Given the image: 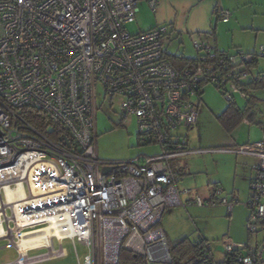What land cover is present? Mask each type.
Masks as SVG:
<instances>
[{
  "label": "built area",
  "instance_id": "1",
  "mask_svg": "<svg viewBox=\"0 0 264 264\" xmlns=\"http://www.w3.org/2000/svg\"><path fill=\"white\" fill-rule=\"evenodd\" d=\"M162 1L0 0V240L17 253L5 264L65 256L64 240L88 249L82 264H119L122 251L145 264H172L160 223L168 207L182 205V193L190 194L179 191L172 161L192 152L183 132L198 121L193 100L202 85L222 83L227 105L245 101L247 83L262 81L264 71L249 67L254 57L243 50L220 56L206 35L191 36L195 66L176 69L167 49L176 34L168 25L127 30L140 2L155 10ZM216 14L225 23L231 18L221 8ZM99 98L110 111L116 106L121 121L136 119L140 145L158 152L101 160ZM234 151L257 159L247 231L263 239H223V262L209 242L198 244L207 264H264V134ZM193 203L205 204L200 196ZM211 203L232 213L220 189ZM35 249L48 251L30 256Z\"/></svg>",
  "mask_w": 264,
  "mask_h": 264
},
{
  "label": "rangeland",
  "instance_id": "2",
  "mask_svg": "<svg viewBox=\"0 0 264 264\" xmlns=\"http://www.w3.org/2000/svg\"><path fill=\"white\" fill-rule=\"evenodd\" d=\"M220 6L224 10L232 13V18L228 24L219 23L217 27L218 45L225 51L233 52L236 49L245 51V46H250L257 50L262 47L264 49V0H220ZM154 19V10H152L145 2H140L138 5V13L134 23L127 26V30L131 34H138L147 31ZM177 37V38H176ZM173 44L168 47V52L172 56H185L192 58L195 56L191 37L188 34H180L172 37ZM258 98H264V91L258 93ZM199 103V99L193 100ZM203 103L199 105V116L197 129L193 133H189V139L195 140L196 148L201 151H215L221 148L219 145L221 140L225 138L223 130L214 120L220 116L228 107L221 92L213 85L205 86L202 97ZM99 107L97 112V153L101 160L109 162H122L140 155H149L153 150L147 146H141L138 139V124L136 119L126 118L121 121L119 111L114 106L109 109L106 102L102 103L99 98ZM237 104L244 108L245 101L237 98ZM263 101L260 99L256 102L254 112L258 121L264 120V114H260V109L263 108ZM51 130V127L49 128ZM263 131L256 124L242 123L235 135L239 133L243 140L259 141ZM206 157L205 155H203ZM197 157L195 165H187V169H193L190 176H183V181L190 180L186 188L191 191V195L186 196L188 200L193 199L196 194L203 197L208 195V188H202L204 183L207 184L206 163L202 158ZM227 158L222 156L216 161L221 165ZM175 162L179 165L181 160ZM211 162V160H210ZM227 166H230L228 160ZM175 163L173 161V167ZM217 166H215L216 169ZM227 172V171H226ZM206 177V178H205ZM211 187V186H210ZM224 190V189H223ZM229 189H225L227 193ZM247 195L241 196L239 200L241 204L234 205L233 212L228 214L226 208H197L189 206L184 208H168L169 213H174V216L179 218L181 225L179 228L184 237H188L191 241L202 237L211 246V250L217 262H222L224 259V250L221 248V241L225 238H231L236 243L248 242L247 222L249 212L244 207ZM173 211V212H172ZM254 236V235H251ZM250 236V237H251ZM259 236L252 237V242L255 243ZM55 248L59 245L55 244ZM63 248L66 255L60 258L47 260L40 264H82L84 257L88 254V249L81 243L73 244L70 240L63 241ZM47 249H35L29 253L30 256H39L46 253ZM78 258H77V255ZM17 257L15 248L9 246L8 241L0 240V264L12 262Z\"/></svg>",
  "mask_w": 264,
  "mask_h": 264
},
{
  "label": "crops",
  "instance_id": "3",
  "mask_svg": "<svg viewBox=\"0 0 264 264\" xmlns=\"http://www.w3.org/2000/svg\"><path fill=\"white\" fill-rule=\"evenodd\" d=\"M216 8H221L220 6V0H203V1H197V0H164L160 3V5L154 10V19L152 23L150 24V27L148 30L153 29L155 27L161 26V25H168L171 29L174 30V33L176 35L180 34H188L190 37L192 35H206L209 40L220 50V51H225V49H222L218 45V39H217V27L219 23L222 24H228L232 18V13H231V18L229 22L225 23L221 20V18L216 14ZM262 48V47H261ZM264 50V49H263ZM260 51V49H259ZM258 51V53H259ZM245 53L247 54H257V50L252 49L250 46H245ZM196 56V52H195ZM194 57H190L188 59H194ZM185 57V56H184ZM186 58V57H185ZM256 71H264V57H259V62L258 66L255 68ZM205 90V89H204ZM204 93V92H203ZM203 95L198 97L199 103H197V108H198V116H199V105L203 103L202 101ZM226 110V109H225ZM217 122V119H214ZM198 122V121H197ZM244 123H249L245 121ZM218 124V122H217ZM219 125V124H218ZM219 127L222 129V127L219 125ZM197 129V124L195 127L189 131H184L188 137L189 140V148L192 151L190 154L185 155L183 157H180L178 159L181 160V163L178 165L177 162H175L178 159H174L175 166L173 167V161H172V167L174 171L178 174V189L180 192H183L184 190L189 191L190 194H181L180 199L182 202V205L180 206H173V207H168V208H184L186 209L189 206H195L197 208H202V207H209V208H226L224 205H213L211 203L212 199L214 198V195L217 191V189L221 190V196L225 197L230 203H233L234 205L241 204V201L239 198L241 196L247 195L246 202L244 204V207L248 210L247 207V201L249 198V187L250 183L252 180V177L254 175L253 173V167L257 163V159L255 157L251 156H246V155H241L238 154L234 151L236 147L252 143L254 142L253 140L247 139L243 140L239 133L235 135V132L233 134L229 135L227 134L223 129L224 136L219 143V145H222L221 148L216 149L215 151H201L200 149H197V143L195 140H190L189 139V133L195 132ZM262 130V128H261ZM263 131V130H262ZM263 133V132H262ZM263 136V134H262ZM262 138V137H261ZM260 138V139H261ZM259 139V140H260ZM256 142V141H255ZM150 150H153L151 154L157 153L158 149L157 147H150L148 146ZM205 155L206 157H204ZM226 157L227 159L225 162L228 160L230 162V166H227V163H224L223 165L220 164L219 161H216V158L219 159L220 157ZM197 157H204L202 158L203 160L200 161H205L206 164V172H207V178L205 179L204 182L207 184L203 185L202 188H205L207 186L208 190V195L206 197H203L199 194H196L193 199L188 200L186 196L191 195V191L188 190L186 187L192 182L183 181L182 179L183 176H188L191 175L193 169H187V165H195L196 160H194ZM211 160V162H210ZM215 166H217L216 169ZM227 171V172H226ZM211 186V187H210ZM229 189L227 195L224 190ZM196 196H200V198L204 201V206L198 207L193 203V200L196 198ZM233 205V209H234ZM167 208V209H168ZM164 211L160 227L164 232L165 238L168 242L169 245H173L175 242H177L180 239L183 238H188L184 237L185 234H181V230L179 228V225H181L179 218L174 216V213H169V209ZM232 209V212H233ZM228 211V209H227ZM173 212V211H172ZM229 214V213H228ZM248 232V231H247ZM251 236V235H250ZM248 235V242H245L246 244H252L256 245L257 241H260L263 239L262 236H259L257 241L255 243L252 242V237ZM258 237V236H257ZM198 239H204L202 237ZM197 239V240H198ZM231 239V238H230ZM190 240V239H189ZM194 240L193 242L197 241ZM205 240V239H204ZM235 242V241H234ZM222 251L223 247L221 246ZM224 252V251H223ZM225 260V256L223 261ZM222 261V262H223Z\"/></svg>",
  "mask_w": 264,
  "mask_h": 264
},
{
  "label": "trees",
  "instance_id": "4",
  "mask_svg": "<svg viewBox=\"0 0 264 264\" xmlns=\"http://www.w3.org/2000/svg\"><path fill=\"white\" fill-rule=\"evenodd\" d=\"M215 48L220 56L234 54L236 51L241 50V49H236L235 51L230 52V51H220L216 46ZM249 55H252L254 58L252 62L247 63L248 66L251 68H256L259 62V55L258 54H249ZM168 59L176 69L182 70L185 68L194 67L195 63L197 62V55L195 56L194 59H188L185 58L184 56H172L169 54ZM227 67L228 66L224 67L223 70L224 71L228 70ZM207 85H213L217 90L221 92V95L223 96V92L225 89L222 83L204 84L198 90L197 98L204 94L203 92L205 86ZM246 87H248L249 90H248V99L245 100L244 108H241L236 102L233 105H228L226 110L216 118L218 124L229 135L233 134L245 121L249 122L250 124H253L254 122L258 124L262 128L264 134V120L258 121L256 119L257 118L256 114L254 112V107L256 106V102L258 100L261 99L264 103V98H258V93L264 91V79L262 81L249 82L247 83ZM259 111L261 115L264 114V104H263V108L260 109ZM52 138L56 139V136L53 135ZM200 240L201 243H208L204 239H200ZM169 249H170L172 264H207L203 260V254L200 245L198 244V240L193 242L189 240V238H183L175 242L173 245H169ZM226 263L235 264V262H232V259L230 258L229 259L227 258ZM119 264H145V261L143 258L139 256H135L134 254L129 253L127 251H122L120 254Z\"/></svg>",
  "mask_w": 264,
  "mask_h": 264
},
{
  "label": "bare ground",
  "instance_id": "5",
  "mask_svg": "<svg viewBox=\"0 0 264 264\" xmlns=\"http://www.w3.org/2000/svg\"><path fill=\"white\" fill-rule=\"evenodd\" d=\"M51 234H52L51 232L46 233V237L45 238L49 239ZM41 243H42V241L40 243H38V244H41ZM23 249H26V248H23Z\"/></svg>",
  "mask_w": 264,
  "mask_h": 264
}]
</instances>
